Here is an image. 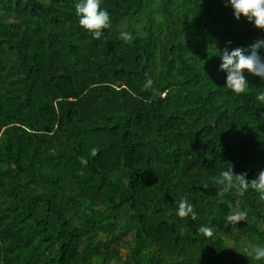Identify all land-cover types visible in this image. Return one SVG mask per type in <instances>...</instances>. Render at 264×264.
<instances>
[{
  "label": "trees",
  "instance_id": "1",
  "mask_svg": "<svg viewBox=\"0 0 264 264\" xmlns=\"http://www.w3.org/2000/svg\"><path fill=\"white\" fill-rule=\"evenodd\" d=\"M77 2L0 0V264H264V202L215 182L264 169V80L234 93L218 56L264 30L226 0H101L94 39Z\"/></svg>",
  "mask_w": 264,
  "mask_h": 264
},
{
  "label": "clouds",
  "instance_id": "2",
  "mask_svg": "<svg viewBox=\"0 0 264 264\" xmlns=\"http://www.w3.org/2000/svg\"><path fill=\"white\" fill-rule=\"evenodd\" d=\"M101 0H79L75 4V12L79 18V24L88 31L94 39H100L102 30L111 26L110 15L107 10L100 7ZM230 5L233 9L234 17L239 20L241 16L245 17L249 22L253 23L258 29L264 30V0H226V6ZM120 39L124 41L131 40L132 37L128 32H121ZM231 41L227 42L230 45ZM264 49V40H258L250 46V51L242 48H235L229 52L226 46L220 52L222 63L221 70L226 71V87L234 93L240 94L246 91L248 83L244 72L247 71L264 80V56L260 54ZM153 81L148 79L145 89L151 88ZM256 99L264 103V92H260ZM98 149H91V155L95 156ZM86 164L85 160L81 161ZM233 165L227 163V167L223 170L215 182L223 185L225 190L233 187L239 195L243 196L246 191L251 188L259 194V199L264 202V169H261L256 179L249 181L247 173L235 174ZM176 214L180 218L191 216L196 218L194 206L188 202L186 197L181 198L178 204ZM246 212H235L226 217V227L230 224L235 226L237 222L246 220ZM198 231L205 237L213 236V229L209 226L202 225ZM246 256L254 257L256 260H264V245H253L247 250Z\"/></svg>",
  "mask_w": 264,
  "mask_h": 264
},
{
  "label": "rangeland",
  "instance_id": "3",
  "mask_svg": "<svg viewBox=\"0 0 264 264\" xmlns=\"http://www.w3.org/2000/svg\"><path fill=\"white\" fill-rule=\"evenodd\" d=\"M122 252H123V254L126 255V253H127L128 251H127V249H122Z\"/></svg>",
  "mask_w": 264,
  "mask_h": 264
}]
</instances>
